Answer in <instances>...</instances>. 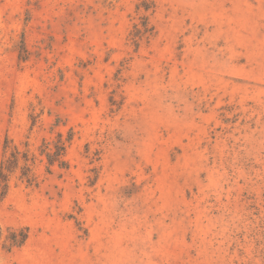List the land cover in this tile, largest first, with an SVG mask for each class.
<instances>
[{
	"label": "rangeland",
	"instance_id": "obj_1",
	"mask_svg": "<svg viewBox=\"0 0 264 264\" xmlns=\"http://www.w3.org/2000/svg\"><path fill=\"white\" fill-rule=\"evenodd\" d=\"M15 147L0 264H264V0H0Z\"/></svg>",
	"mask_w": 264,
	"mask_h": 264
},
{
	"label": "trees",
	"instance_id": "obj_2",
	"mask_svg": "<svg viewBox=\"0 0 264 264\" xmlns=\"http://www.w3.org/2000/svg\"><path fill=\"white\" fill-rule=\"evenodd\" d=\"M148 6L146 5L145 10H148ZM136 31L134 33L135 40L137 41L142 36L152 33L153 27L150 26V23L146 17H143L141 27L138 24H135ZM58 125V123H55ZM74 133L72 129L69 130L67 135L63 132L59 131L56 137L52 140H43V143L40 147V154L46 156L47 158V171L52 173V166L56 165L63 170H67L69 168V162L66 159L67 148L70 145L73 139ZM8 140V139H7ZM7 142V141H6ZM20 154L22 152L18 148H14V150L8 156L7 154L4 156L1 162V171H0V186L3 189L1 195L5 194L6 188L8 187V179L10 173L13 171L12 168H16L20 162ZM35 156L29 158V156L25 153L23 154L24 165L21 167L22 180L28 182L29 184L38 185L37 175L34 172V164H35ZM31 160V162H29ZM20 236V237H18ZM28 236L26 229H21L20 233L16 232L12 233L10 239L12 244L21 245L24 243Z\"/></svg>",
	"mask_w": 264,
	"mask_h": 264
}]
</instances>
